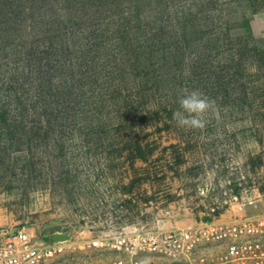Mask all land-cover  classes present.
I'll list each match as a JSON object with an SVG mask.
<instances>
[{"label": "rangeland", "instance_id": "rangeland-1", "mask_svg": "<svg viewBox=\"0 0 264 264\" xmlns=\"http://www.w3.org/2000/svg\"><path fill=\"white\" fill-rule=\"evenodd\" d=\"M226 3L231 4L223 10L225 31L251 35L264 46V0ZM202 37L190 36L187 59L198 54ZM180 80V97L185 89H199L214 101L206 126L178 127L163 109L147 113V121L134 128L151 144L147 164L121 143L108 146V134L133 131L114 116L105 127L98 128L101 115L80 118L64 134L42 132L23 139L31 142L0 148V228L27 231L40 241L68 235L50 264H74L116 255L92 241L264 214V113L253 110L264 108L262 99L229 102L211 95L205 84ZM150 102L139 105L149 108ZM148 169L157 174L149 178Z\"/></svg>", "mask_w": 264, "mask_h": 264}, {"label": "trees", "instance_id": "trees-1", "mask_svg": "<svg viewBox=\"0 0 264 264\" xmlns=\"http://www.w3.org/2000/svg\"><path fill=\"white\" fill-rule=\"evenodd\" d=\"M230 4L0 0V148L42 132L64 134L80 118L101 115L98 128L105 127L114 116L133 131L108 134V146L121 143L147 164L151 144L134 128L154 110L173 117L182 77L229 102L264 103V46L225 31ZM198 34V54L187 59L189 38ZM143 100L149 108L139 105ZM253 110L264 113L260 105ZM145 171L149 178L157 174Z\"/></svg>", "mask_w": 264, "mask_h": 264}, {"label": "built area", "instance_id": "built-area-1", "mask_svg": "<svg viewBox=\"0 0 264 264\" xmlns=\"http://www.w3.org/2000/svg\"><path fill=\"white\" fill-rule=\"evenodd\" d=\"M170 215V212H166ZM163 234H130L92 241L116 255L106 261L74 264H264V214L231 221L185 222ZM58 244L27 231L0 228V264H50ZM210 249H203V248Z\"/></svg>", "mask_w": 264, "mask_h": 264}, {"label": "clouds", "instance_id": "clouds-1", "mask_svg": "<svg viewBox=\"0 0 264 264\" xmlns=\"http://www.w3.org/2000/svg\"><path fill=\"white\" fill-rule=\"evenodd\" d=\"M179 110L173 113L177 126L188 129H203L206 126L205 114L213 107L214 101L210 100L199 89L184 90L179 98ZM139 264H151L150 257H143Z\"/></svg>", "mask_w": 264, "mask_h": 264}, {"label": "water", "instance_id": "water-1", "mask_svg": "<svg viewBox=\"0 0 264 264\" xmlns=\"http://www.w3.org/2000/svg\"><path fill=\"white\" fill-rule=\"evenodd\" d=\"M69 240H70V236L68 235H54L51 238V242L53 244L64 243V242H68Z\"/></svg>", "mask_w": 264, "mask_h": 264}]
</instances>
